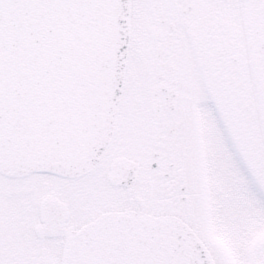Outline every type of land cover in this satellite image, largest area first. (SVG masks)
Wrapping results in <instances>:
<instances>
[{
  "label": "snow or ice",
  "instance_id": "obj_1",
  "mask_svg": "<svg viewBox=\"0 0 264 264\" xmlns=\"http://www.w3.org/2000/svg\"><path fill=\"white\" fill-rule=\"evenodd\" d=\"M0 264H264V0H0Z\"/></svg>",
  "mask_w": 264,
  "mask_h": 264
}]
</instances>
